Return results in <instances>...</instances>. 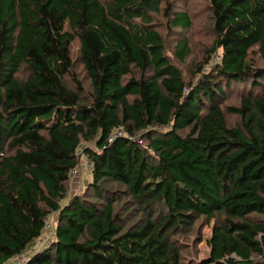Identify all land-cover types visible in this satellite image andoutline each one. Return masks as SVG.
Masks as SVG:
<instances>
[{
	"label": "trees",
	"instance_id": "16d2710c",
	"mask_svg": "<svg viewBox=\"0 0 264 264\" xmlns=\"http://www.w3.org/2000/svg\"><path fill=\"white\" fill-rule=\"evenodd\" d=\"M206 14L213 39L192 59L186 33ZM238 85L253 91L224 106ZM83 159L89 188L72 195ZM255 216L264 0L193 15L172 0H0V264H264ZM211 217L209 257L189 260Z\"/></svg>",
	"mask_w": 264,
	"mask_h": 264
},
{
	"label": "rangeland",
	"instance_id": "374dc122",
	"mask_svg": "<svg viewBox=\"0 0 264 264\" xmlns=\"http://www.w3.org/2000/svg\"><path fill=\"white\" fill-rule=\"evenodd\" d=\"M100 1L103 4H107V3L111 2L112 0H100ZM162 1H164V0H162ZM201 1L202 0H172V5H173L174 10H176V9L185 10L186 8H190V11L192 12V15H193V12L196 10L198 12H200ZM153 14H156V13H153ZM153 19L156 22H161L162 20H164L161 14L160 15H154ZM207 20H208L207 14L202 15L200 17L196 16L195 21H194V29L192 31L190 30L189 32L186 33L187 36H190L192 38V42H193V46H194L193 47L194 50L192 52V57H191L192 59L198 58L201 55H203L204 45L210 43L213 39L209 32H206V31H202V33L200 32L202 27H204V22H206ZM178 33L180 34L181 32H178ZM205 33H207V35H205ZM182 36H184V35L182 34ZM182 36H180V37H182ZM197 38H198V40H197ZM72 51L74 52V54L76 56H78V54H79V43H78V41L73 43ZM76 72H77V76L80 77V79L83 80V82L88 83L86 81V75H85L84 71L78 69ZM252 89H253V87H250L248 85L246 87L241 86V85L234 86L233 88H231L229 96L224 101V103H225L224 106L238 105L241 101V98L248 96L253 91ZM255 94H257V92H255ZM227 119H228V122L232 125H236L240 122V120L237 116H227ZM84 160L85 159L82 160L83 165L79 169L80 170L79 173H84L85 175H83V176H85V178L82 179L81 184H79V186L77 187V184L79 181H78V176L76 177V180L73 181L72 188H70V190H72L71 191L72 195L75 192H77L78 194L84 195L88 191L87 190L89 188L88 183L91 181L90 169ZM84 169H86L87 172ZM91 195H93L92 192H91ZM65 203H66V201H65ZM255 219L264 220V216H255ZM55 221H56L55 216H53L49 220L50 227H48L45 231V236H47V238L45 239L46 242L50 238L53 237V230L55 227ZM214 223H215V219H214V217H211L209 220H207L206 226H203L200 229V236L202 237V241H199L200 239H198L197 236L192 239V243L190 244L191 251H190V254L188 255L189 260H194L195 262H198L200 260H204V259L209 257V252H210L209 240H210L211 235H212V229H213ZM195 241H198L197 245L194 244Z\"/></svg>",
	"mask_w": 264,
	"mask_h": 264
},
{
	"label": "built area",
	"instance_id": "2783aa9c",
	"mask_svg": "<svg viewBox=\"0 0 264 264\" xmlns=\"http://www.w3.org/2000/svg\"><path fill=\"white\" fill-rule=\"evenodd\" d=\"M126 135H127V134H126V132L124 131V129L116 130V131L112 134V136L110 137L109 142H112V141L114 140L115 137H118V136H122V137H124V136H126ZM139 143H140V144H143V141L140 140ZM89 164H90V163L87 162V165H89ZM77 174H78V171H77V170H74V172H73V178L76 177ZM48 227H50L49 220L46 221V229H47ZM29 259H30V258H29V256H28V254H27V253H23V254H21V255L19 256V260H18L17 263H18V264H27V263L29 262Z\"/></svg>",
	"mask_w": 264,
	"mask_h": 264
},
{
	"label": "crops",
	"instance_id": "0c3cea01",
	"mask_svg": "<svg viewBox=\"0 0 264 264\" xmlns=\"http://www.w3.org/2000/svg\"><path fill=\"white\" fill-rule=\"evenodd\" d=\"M84 170H86V169H84ZM86 172H87V170H86ZM83 175H85L84 173H79L78 175H76V177L78 176V184H77V187L79 186V184H81V181H82V179H84L85 178V176H83ZM76 177H75V179H74V181L76 180ZM75 188V187H74ZM53 234H54V231H53ZM45 238H47V236H44ZM43 240V238L42 239H40V241H42ZM39 241V240H38ZM45 240H43L42 242H44ZM39 244V243H38ZM41 244V243H40ZM43 244V243H42ZM18 260H19V257H15V258H13V259H11V260H9L6 264H18L17 262H18Z\"/></svg>",
	"mask_w": 264,
	"mask_h": 264
},
{
	"label": "clouds",
	"instance_id": "9594fccd",
	"mask_svg": "<svg viewBox=\"0 0 264 264\" xmlns=\"http://www.w3.org/2000/svg\"><path fill=\"white\" fill-rule=\"evenodd\" d=\"M87 162H88V161H87ZM87 162H86V163H87ZM78 174H79V172H78ZM78 174H77V175H78Z\"/></svg>",
	"mask_w": 264,
	"mask_h": 264
}]
</instances>
